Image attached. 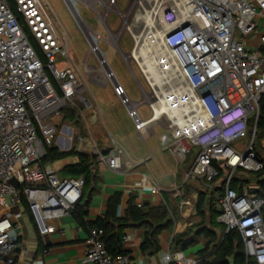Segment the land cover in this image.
Wrapping results in <instances>:
<instances>
[{"label":"built area","instance_id":"obj_1","mask_svg":"<svg viewBox=\"0 0 264 264\" xmlns=\"http://www.w3.org/2000/svg\"><path fill=\"white\" fill-rule=\"evenodd\" d=\"M11 1L21 21L7 0H0V264H22L17 260L20 237L14 221L22 206L21 196L41 237L56 231L50 221L62 219L82 201L83 176L60 178L56 170L40 161L45 146L57 136L56 118L62 120L66 108L80 117L89 111L94 121L101 119L100 108L88 93L86 78L90 74L110 83L142 140L156 125L167 130L160 147L184 165L180 185L176 183L177 171L170 174V192L186 226L191 225L193 206L185 190L204 192L218 211L215 221L223 233L236 231L245 256L264 264V182H258L264 181V175L251 182L237 176L239 172L255 176L264 168L255 149L264 101V0H130L123 10L117 0H63L89 46L80 71L67 65V35L58 31L61 25L45 1ZM79 2L96 12L97 29L82 21ZM110 14L117 15L116 30L108 23ZM124 33L131 41L128 53L119 48ZM100 41L120 52L131 71L133 66L137 70L145 87H141L139 101L128 98L99 49ZM90 56L97 67L87 64ZM58 61L65 63L61 70ZM140 105L148 110L145 118L138 112ZM241 139L246 142L239 146ZM65 140L69 144L76 140L81 145L77 152L91 153L96 166L115 172L131 171L150 159L132 157L112 137L107 147L97 146L89 137V150L83 147L79 134ZM259 143L264 151V132ZM136 184L152 196H160L163 190L146 174H141ZM161 202L175 230L174 213ZM101 235V230L89 229L85 262L128 264L126 255L107 252ZM129 239L123 235L121 242ZM162 262L198 264L199 259L182 251H167ZM35 263L43 264L42 260ZM134 264L145 263L137 260Z\"/></svg>","mask_w":264,"mask_h":264},{"label":"crops","instance_id":"obj_2","mask_svg":"<svg viewBox=\"0 0 264 264\" xmlns=\"http://www.w3.org/2000/svg\"><path fill=\"white\" fill-rule=\"evenodd\" d=\"M69 64L75 70H81L78 66H76L71 58L69 59L67 65ZM104 84L105 82L103 81L100 85ZM89 96L91 100L97 104L96 98L91 92L89 93ZM80 119L83 123V126L81 125L82 132L81 130H79V128L76 131L72 126H63V132L64 134H66V136L64 135L65 137H63L62 133L61 136L58 135L56 139L58 144L55 145L56 147L60 148V151H68L70 144L65 139L74 134L81 135L83 133H88L89 137H91L88 129V123L94 122L92 114L89 111L84 112L83 115L78 118V121ZM136 136L139 137L137 134ZM97 141L99 143L98 136ZM97 146L103 147L102 144H98ZM124 148L134 158L149 156L150 159L146 163L139 165L135 169L128 172H115L102 166H97V176L99 178L98 191L94 196H92L91 200L87 204V212L84 217L85 222L87 223L86 226H79L70 213L58 221H50L49 224L56 227V231L41 237L38 235L36 228L34 227L27 212V209L21 206L19 210H17L14 221L17 224L16 231L20 237V247L17 251V260L19 262H21L22 264H36L35 262L42 260L43 264H88L84 260V251L86 247L85 241L88 236V231L89 229L94 228V223L97 220L103 219V217L107 213L110 197L115 191L121 192V197L114 210L116 216L118 217L124 216V212L130 196L134 197L133 202L135 205L149 204L150 206H157L163 205L161 200L165 203H167L168 199L177 201V199H174L170 192L172 183L170 174H172L173 172L169 170V166L165 158L160 155L157 156L154 160L152 159L155 155V152H157V149H149L147 151L143 150L141 152L140 150H138V148ZM169 154L172 155V157L177 161L173 154H171L170 152ZM69 158H72V160H70ZM59 162L60 166L56 171H58L65 164L76 162V157H68L60 160ZM141 174H146L151 179L157 180L160 183L163 188L160 196H152L147 189L137 186L136 183ZM176 183L177 185L181 184L180 174L177 175ZM185 194L186 199L193 206L192 214L189 217V221L191 222L193 216L196 215L195 206L198 193L195 194L190 190H185ZM85 197L86 196L84 195L83 199ZM177 211L180 218L179 228L177 227L178 225H176L175 230L165 229L161 231L158 236L160 249L156 254L152 256H145L140 251V245L144 238L143 229L127 227L123 230V235H127L130 238L129 241L122 242V247L127 252L126 256L128 258V264H134L137 260H143L145 264H164L162 262V254L167 251L171 252L170 241L173 231L174 233L181 232L185 229V227H187L185 224L186 219L182 217L178 209ZM1 214L2 209L0 208V215ZM197 244H200L202 246L201 241H199ZM198 250L199 249L195 251V254L187 253L186 256L197 259L199 257L197 255Z\"/></svg>","mask_w":264,"mask_h":264},{"label":"trees","instance_id":"obj_3","mask_svg":"<svg viewBox=\"0 0 264 264\" xmlns=\"http://www.w3.org/2000/svg\"><path fill=\"white\" fill-rule=\"evenodd\" d=\"M10 8L15 12L12 1L7 0ZM24 31L27 33L26 28L23 26ZM31 45L33 46L36 54L42 58L37 45L32 38L28 35ZM49 78L50 74L47 72ZM51 82L54 84L53 80ZM55 85V84H54ZM260 116L256 128V133L259 138L263 136L264 129V101L261 103ZM67 111V113H66ZM63 118H73L78 121V114L74 110L66 109L63 111ZM257 153V152H256ZM76 157V162L63 165L57 174L61 178H75L78 176L84 177V187L82 191V201L84 199L89 201L92 196L98 191L99 178L97 176L98 168L95 165V156L88 152H77L74 147L68 151H60L54 144L45 146V155L41 159L42 166L52 164L56 161L68 157ZM257 156L261 158L258 154ZM264 163V156L261 158ZM94 165V168H90ZM264 175V168L261 172L255 174L257 178ZM259 184H262L263 179H258ZM88 188V193L85 192ZM86 196L83 199V196ZM121 192L115 191L110 197L107 213L103 219L97 220L94 223V228L102 231L101 240L107 252L111 256L126 255L127 252L122 247L121 238L123 230L127 227L141 228L144 230V238L140 245V251L145 256H152L159 251L158 236L161 231L165 229H174V223L171 220L167 207L165 205L150 206L149 204H141L137 206L134 204L133 196H130L127 207L123 217H118L115 214V207L119 202ZM81 201V202H82ZM21 205L26 208V201L21 196ZM87 207V206H86ZM86 207L83 208L81 203L75 206L71 214L79 226H86L85 215ZM196 215L191 219V225L185 227L181 232L173 233L170 241L171 252L185 251L194 246L201 238H204L201 248L197 251L199 256L198 264H256L254 259L247 258L243 251L240 235L236 231H229L219 236L212 229L214 214H218L212 202L205 196L204 192H198L196 200ZM198 222L195 223V219Z\"/></svg>","mask_w":264,"mask_h":264},{"label":"rangeland","instance_id":"obj_4","mask_svg":"<svg viewBox=\"0 0 264 264\" xmlns=\"http://www.w3.org/2000/svg\"><path fill=\"white\" fill-rule=\"evenodd\" d=\"M47 6L50 8L53 18L55 21L59 22L61 25L57 26V29L59 32L65 31L67 38H68V51L69 56L73 60V62L78 66L80 69L82 68V62L87 56L88 53V42L84 38V35L82 34L77 22L72 17L69 9L67 8L66 4L63 0H44ZM118 1V7L120 10H123L130 0H117ZM78 11L84 21L90 28L92 29L95 27L97 29V23H96V12L85 5L83 2H79ZM99 12H101V9L99 8ZM82 23V22H81ZM108 23L110 27L113 30H116L118 28V18L116 14H110L108 17ZM119 48L121 52L128 53L131 48V41L128 36V34L124 33L120 39L119 42ZM99 49L104 52L107 56V59L109 61V68L114 73L116 79L121 83L123 88L126 91V94L128 98L131 101H139L142 98V88L144 87L143 81L138 74L137 70L133 67L132 71L129 69L128 65L125 63L122 55L117 50H111L109 46L103 42L100 41L99 43ZM59 60L61 59L60 56H58ZM87 64L90 66L97 67L98 64L93 56H90L87 60ZM57 68L59 70L63 69L65 67V63L63 61L57 62ZM135 74L140 82V85L136 81L133 74ZM88 82V93H92L94 97L96 98L97 105L100 108L101 111V119L99 117L96 118V121L89 122L88 123V129L91 136V141L95 142L97 145L102 144L104 147H107L110 145V137L114 138L117 142L122 144L124 147L128 148L131 147L132 149L138 148L141 152L143 150H149V149H157L155 152V155L153 156V160L157 156H163L169 166V170L172 172H176L178 174L182 173V170L184 168V165H180L173 157L169 154L168 151H162L160 144L161 142L167 137L168 132L166 129H164L161 125H156L153 128V133L147 139H140L136 136V132L134 131V128L132 126V123L128 119L126 115L125 108L120 104L117 97L113 95L112 87L109 82H107L104 85H100L103 80L100 78H96L93 74H90L87 78ZM100 81V82H99ZM142 87V88H141ZM68 109V108H66ZM65 109V110H66ZM138 112L142 118H145L148 116V110L146 108V105H140L138 107ZM67 113V111H66ZM75 117V116H74ZM73 118H62V120L56 118V123L58 124L57 127V136H61V133L63 134V137L66 136L63 132V126L66 127L72 126L76 131L79 128L81 130V125L83 126L82 120L75 121ZM80 116L78 115V118ZM88 117V116H87ZM75 124V125H74ZM65 135V136H64ZM57 136L52 142V144L57 145ZM97 136L99 137V143L97 141ZM81 137L83 138V147L87 150L90 149V142H89V134L83 133L81 134ZM248 139V136H247ZM259 134L256 135V141H255V149L257 154L263 158L264 151H262L260 143H259ZM101 142V143H100ZM246 140L241 139L237 142L239 146L244 145ZM70 145L74 147L75 150H78V148L81 146L80 143H77L76 140L70 141ZM58 150H60L59 147H57ZM197 149L194 148V151ZM72 160V158H69ZM60 166V162H54L52 164H49V168L52 170H57V168ZM177 174V175H178ZM60 177V175L58 174ZM237 176L240 178L247 179L248 182L253 181V178L257 179L254 174L246 173V172H239L237 173ZM61 178V177H60ZM86 193H88V188L85 190ZM169 208L173 211L175 214V220L176 225L179 228L180 226V218L177 211V201L169 200L167 201ZM217 214H214L213 220L215 224H213L212 229L216 230L215 232L217 235L222 234L221 225L216 223ZM198 222V218L195 219V223ZM179 223V224H178ZM201 242H204V238H201ZM200 244H195L194 246L188 248L184 251V254H195V251L197 249H200Z\"/></svg>","mask_w":264,"mask_h":264},{"label":"water","instance_id":"obj_5","mask_svg":"<svg viewBox=\"0 0 264 264\" xmlns=\"http://www.w3.org/2000/svg\"><path fill=\"white\" fill-rule=\"evenodd\" d=\"M132 74H133V73H132ZM133 76H134V74H133ZM206 95H207V94H204L203 97L206 96ZM9 183H10L11 185H13L14 187H17V184H16V182H15L14 180L9 181ZM87 204H88V200H87V199H84V200L81 202V206H82L83 208H85V207L87 206Z\"/></svg>","mask_w":264,"mask_h":264},{"label":"bare ground","instance_id":"obj_6","mask_svg":"<svg viewBox=\"0 0 264 264\" xmlns=\"http://www.w3.org/2000/svg\"><path fill=\"white\" fill-rule=\"evenodd\" d=\"M88 1V3H89V1H91V0H87Z\"/></svg>","mask_w":264,"mask_h":264}]
</instances>
